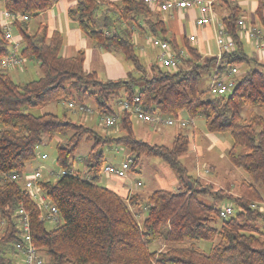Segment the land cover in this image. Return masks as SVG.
Segmentation results:
<instances>
[{
  "label": "trees",
  "instance_id": "16d2710c",
  "mask_svg": "<svg viewBox=\"0 0 264 264\" xmlns=\"http://www.w3.org/2000/svg\"><path fill=\"white\" fill-rule=\"evenodd\" d=\"M55 1L2 0V6L12 13L35 17ZM213 5L236 43L218 64L215 56L201 60L188 38L179 44L165 21L143 0H76L67 8V16L76 20L95 44L120 52L132 64L133 70L125 78L113 80L86 70L83 50L74 56H62L63 36L58 30L48 35L42 23L31 30L30 18L13 23L21 41L20 54L27 61L34 59L41 75L21 84L8 70L0 69V264L11 259L6 251L14 250L20 238L19 208L29 213L32 242L44 264H264V211L250 206L264 201V113L254 110L264 108V63L241 49L238 20L243 9L236 0H214ZM255 15L264 26V0H258ZM1 20L0 56L9 51L10 44L3 36ZM131 27L168 40L177 53L183 48L186 54L178 53L182 62L179 68L171 72L152 64L148 73ZM232 66L238 73L228 92L213 95L199 89L203 71L211 77V69L223 72ZM134 95L139 96L146 112L202 117L208 132L228 133L231 147L227 158L246 174L234 187L237 192L214 190L211 184H201L188 175L180 156L188 151L190 138L182 131L174 135L170 145H164L137 137L127 112H122L112 126H105L118 127L117 131L103 134L65 113L34 114L24 109L72 100L91 102L99 113L115 114L119 111L118 99ZM57 134L68 136L56 144V161L62 169H73L74 173L54 180L42 176L38 181L59 216L58 222L48 228V221L41 218L42 209L24 189L22 176L27 171L26 163L35 157L36 147ZM82 141L91 142V147L78 159L83 167L77 168L70 157ZM112 142L129 151L132 170L142 156H158L188 184L177 191L155 189L144 197L120 196L98 182L106 163L101 148ZM237 146L245 150L237 152ZM15 172L20 177L13 180L9 175ZM202 195L227 198L237 210L214 225L220 207L207 204L201 200ZM144 210V218H139ZM198 241L213 243L203 251L196 246ZM153 244L155 248H151Z\"/></svg>",
  "mask_w": 264,
  "mask_h": 264
},
{
  "label": "rangeland",
  "instance_id": "374dc122",
  "mask_svg": "<svg viewBox=\"0 0 264 264\" xmlns=\"http://www.w3.org/2000/svg\"><path fill=\"white\" fill-rule=\"evenodd\" d=\"M190 8V7H189ZM187 8V9H189ZM3 6H2V0H0V15L2 14ZM188 10H185L183 12H186ZM193 14L189 16L191 18ZM188 18H184L180 20L179 18H176V27H174L171 22V18L165 19L167 27L171 28L169 31L170 34L173 32L176 34V39L178 43L182 44L183 37L188 36L190 32L192 34L196 35L197 31H195L196 27L194 25H190L187 28L186 20ZM13 25V24H12ZM28 25L31 30L36 29V23L35 19L33 17H30L28 21ZM168 28V29H169ZM12 30L14 34L18 33L17 27L14 25L12 26ZM185 34L184 36H180V34ZM197 40V39H196ZM209 44L214 47V38H210L208 40ZM194 44V46H198V41L191 42ZM12 50V45L9 44V51ZM148 57L140 56V60L145 65V67H148L147 72L150 73V68L152 64L159 65L162 69L168 70L171 72L176 71L177 69L173 68H166L159 64L158 60L156 61V54L157 51H155L150 45H148ZM156 52V53H155ZM215 52V50H214ZM25 68L24 71H19L17 73L15 72H8V74L11 76V78L18 83H25L27 81H30L32 79H37L41 73L38 70V65L34 59H28V61L25 62L23 65ZM245 67L241 68V71L244 70ZM35 73V74H34ZM209 73L208 71L202 72V80L199 83V89L206 92L209 85ZM72 101V100H71ZM77 103V102H76ZM87 106H89L93 112L87 113L78 110L77 107H69L68 102H62V101H54L44 104L43 106L38 107H24L25 110H28L29 112H32L34 114H42L44 112H52L57 114L58 116H62L64 113L70 117L75 122H80L84 124L85 126H88L90 128H93L94 130L100 132V133H112L113 131H117L116 127L110 128L105 127V125L102 124L100 121L99 112L96 110V107L91 102L86 103ZM257 112H263L264 108H254ZM243 114L245 116L248 115V111L244 110ZM184 118L190 119L189 117L185 116ZM132 125L134 132L137 137L142 138L145 141L151 142V143H157V144H164V145H170L172 142V139L174 135L178 131H182L189 135L190 141H189V149L188 151L181 155V161L185 164V166L188 169V175L191 176L194 179H197L196 174L199 173L202 177H213L215 184L212 185V189L216 190L218 188H225V186L232 184H238L243 178H246V174L242 169L234 167L228 160V158L225 155L227 147H231V138L228 133L224 134H217L219 137V141L215 144L214 150L211 152L207 151V142L208 140L203 138L211 137V135L205 127V120L202 117H195L190 120H192V124H194V140L192 139V134L190 133L189 127H183L179 128L177 126H164L159 128L158 132L153 131L151 128H149L148 125L139 122L133 115H131ZM144 131H147L149 134H145ZM114 135L118 136L119 133H113ZM148 135V137H146ZM68 136V135H67ZM67 136H63L60 134L54 135L51 138H46L43 143L39 144L35 149V157L26 163V172H33L36 169H39L42 176L45 179L54 180L56 178V175H50V171H54L55 173H58L61 171V166L56 161V144L60 141H65ZM91 147V142L82 141L79 145L77 150L74 153L73 158L70 157L71 160H73V166L74 167H83V164L78 161V159L82 156H85L87 152L89 151ZM226 148V149H225ZM101 150L103 151L104 158H105V165L103 166L101 170V175L98 180V182L101 185L111 184V180L108 179L104 175V168L107 164L112 163L115 165H120V163L127 159L130 155L129 151L122 145L117 144L115 142H112L110 144L102 146ZM196 150V151H195ZM245 149H242L240 146L236 147L237 152H243ZM44 153L46 154V158L42 159L40 155ZM222 153V154H221ZM195 156L197 159L195 160ZM195 160V162H194ZM212 164L215 166L216 171L214 172H206V168L209 167V165ZM230 166V170L227 168V166ZM208 166V167H206ZM197 169V171H196ZM134 170L136 172L133 173L137 178L138 176L140 179L144 182V184L140 187L142 192H151L155 189H168L172 191H177L182 188V186L185 184L184 179H180L176 172L171 169L161 158L158 156H142L141 161L136 164L134 167ZM234 171V172H233ZM140 172V173H138ZM134 178V177H133ZM200 181V180H199ZM201 182V181H200ZM219 182V183H218ZM181 184V187L180 185ZM198 187V186H197ZM231 189V192H237L234 187H231V185L228 187ZM228 189V190H229ZM201 200L206 202L209 205H213L216 207L230 205L234 211L233 214L236 212L237 208L233 204L232 201L228 200L227 198H221V199H214L210 195H202L200 196ZM145 216V210L141 214V217L144 218ZM228 218V217H227ZM222 221V218H217L214 225H219ZM2 225L3 222H0V234L2 232ZM54 224L51 222H46V226L48 228L52 227ZM212 241H198L196 242V246L203 250L207 251L210 246L212 245ZM156 244L151 245V248H155ZM10 255L9 251H6V256L8 257ZM12 257V254L9 256Z\"/></svg>",
  "mask_w": 264,
  "mask_h": 264
},
{
  "label": "built area",
  "instance_id": "2783aa9c",
  "mask_svg": "<svg viewBox=\"0 0 264 264\" xmlns=\"http://www.w3.org/2000/svg\"><path fill=\"white\" fill-rule=\"evenodd\" d=\"M146 4L151 6L153 9L156 7L161 11H180L189 7H196L200 13V16L196 18L195 23L197 25H211L214 27L215 43L217 46L216 62L220 63V60L224 53L233 50L236 43L232 37L229 36L225 26L223 25L220 16L214 9V0H143ZM29 14L26 13H12L6 9L1 14V25L3 30V36L12 45V50L6 54L0 56V69L10 70L22 67L27 61L25 57L20 54V37L15 35L12 30V24L15 21L28 20ZM240 26V32L246 28L248 35L255 40L262 38V32L259 28L253 25L246 26L243 19L238 20ZM133 32L137 31L134 27H131ZM239 32V34H240ZM134 38V37H133ZM145 38L151 47L157 50L156 58L159 64L166 68L178 69L180 65L179 54H184L183 49L176 51L171 43L161 37L145 34ZM189 41L194 42L196 36L194 34L189 35ZM238 73V68L232 66L229 69L220 72L216 68L214 69L208 85V92L210 94H223L228 92L236 82L235 76ZM118 112L115 114L99 113L100 121L105 126H112L118 122L122 112H127L133 115L139 122L148 124L157 130L164 126H177L179 128L188 127L192 123V120L184 118L185 116H163L158 113H149L143 110L140 104V98L138 95L127 99L122 97L116 102ZM69 107H77L78 110L92 113L93 110L86 104L76 103L74 101H68ZM42 159L46 158V154L40 155ZM132 158L129 156L124 159L120 165L107 164L104 168V173L115 175L118 177L127 176ZM208 171V169H205ZM73 169L64 170L55 173L50 171V175H65L73 174ZM9 177L16 180L20 177L18 173H12ZM42 174L39 169L33 172H25L22 176L23 187L28 190L31 197L36 200L37 205L42 209V219L48 222L56 223L59 220L57 208L51 204L46 195L42 192L39 187L38 181L41 179ZM141 184L140 181L137 183ZM253 208H258L264 211V201L253 202L250 204ZM234 209L230 205L220 206L219 216L220 218H227L233 214ZM18 221L20 223L21 235L20 238L14 244V253L7 264H44V259L37 250L36 246L32 242L30 232V220L29 213L23 208H19Z\"/></svg>",
  "mask_w": 264,
  "mask_h": 264
},
{
  "label": "crops",
  "instance_id": "0c3cea01",
  "mask_svg": "<svg viewBox=\"0 0 264 264\" xmlns=\"http://www.w3.org/2000/svg\"><path fill=\"white\" fill-rule=\"evenodd\" d=\"M111 1V0H110ZM116 1V0H112ZM76 0H56L48 9L41 11L37 16L33 17L35 19L36 25L39 23L45 24L48 28V35H50L54 30H58L62 36H63V45L61 48V54L65 57L74 56L79 50L84 51V68L89 71H96L100 78L102 79H119V78H125L127 76V73L129 71L133 70L132 64L125 60L123 55L120 52H117L110 47L107 46H101L95 44V42L89 38L77 25L76 20L69 18L67 16V8L73 4H75ZM236 2L242 7V16L240 17L245 22L246 26L253 25L259 28L262 32V38L259 40H255L254 38L250 37L248 33L246 32V28L242 30L239 34L241 39V49L244 53H246L248 56L255 58L256 60L264 63V26H262L256 18L255 11L258 5V0H236ZM102 7V5H101ZM153 9V8H152ZM155 13H158V16L162 18L164 21L167 18H171L172 22L171 24L176 27V18H179L180 20L184 19L185 17L188 18L186 20L187 28L190 25H194L196 27L195 31L196 33V39L195 41H198V46L196 48L198 49L201 60H204L206 57H213L217 54V46L215 43V36H214V27L211 25H197L195 23L196 18L200 16V13L196 7H190L189 9H183L180 11H161L158 8L153 9ZM185 10H188L186 12H183ZM3 11V10H2ZM193 14L191 18L189 16ZM1 17V15H0ZM239 18V19H240ZM166 23V21H165ZM37 27V26H36ZM169 28V27H168ZM171 28H169V31ZM135 43H136V49L140 56H146L148 57V41L145 38V34L147 33H141L140 31H135L132 33ZM175 37L176 34L172 33ZM192 32H190L189 35H191ZM16 35V34H15ZM185 34H180V36H184ZM188 35V36H189ZM184 36V37H188ZM183 37V38H184ZM214 38V47H212L208 40L210 38ZM192 42V41H191ZM194 45V44H193ZM151 46V45H150ZM153 48V47H152ZM155 51H157L155 48H153ZM183 49V48H182ZM215 50V52H214ZM184 51V49H183ZM156 53V52H155ZM185 53V51H184ZM186 54V53H185ZM157 55V54H156ZM181 60V59H180ZM157 61V58H156ZM182 62L180 61V64ZM24 67V66H22ZM26 68V67H25ZM25 68L18 67L16 69H10L8 72H19L24 71ZM148 69V67H146ZM214 69H211V72L213 73ZM35 74V73H34ZM210 79V74H209ZM183 116H186L185 114ZM145 124V123H144ZM148 125V124H146ZM149 128H151L153 131L158 132V130L150 125H148ZM190 126V125H189ZM188 126V127H189ZM189 128L190 133L192 134V139L194 140V124H192ZM145 134H149L147 131H144ZM210 133V132H209ZM213 136L203 138L207 139V151L211 152L214 150L215 144L219 141V137L215 133H210ZM148 137V135L146 136ZM230 147H227L225 155L227 157V152ZM196 151V150H195ZM222 154V153H221ZM183 155V154H182ZM181 159V157H180ZM197 157L195 156V160ZM194 160V162H195ZM112 164V163H111ZM230 166H227V168L230 170ZM208 167V166H206ZM80 168V167H77ZM208 171L206 172H214L216 171L215 166L212 164L209 165ZM197 171V169H196ZM131 172H136L134 169H129V172L127 176L125 177H118L115 175H110L107 173H104V175L111 180V184H106L103 186H106L113 191L117 192L120 196L127 198L132 195H139V196H146L148 191L145 193L142 192L141 186L144 184V182L138 178ZM234 172V171H233ZM140 173V172H138ZM134 177V178H133ZM196 177L198 180H200L201 184H215L213 177H202L199 175V173L196 174ZM138 181L141 182L140 185H138ZM186 184H188L187 180H184ZM199 183V184H200ZM219 183V182H218ZM196 183V185H199ZM181 187V184H179ZM193 184L190 183V186ZM231 187H235L236 184H230ZM230 185H226V190L229 189L228 187ZM183 187V186H182ZM134 210H137V206H132ZM140 208V207H139ZM141 213V209L139 210ZM10 252V255L14 253L13 249L8 250ZM9 255V256H10ZM9 258V257H8Z\"/></svg>",
  "mask_w": 264,
  "mask_h": 264
}]
</instances>
